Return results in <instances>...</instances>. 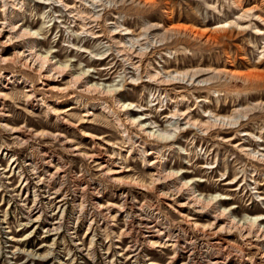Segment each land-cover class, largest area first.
<instances>
[{
	"label": "rangeland",
	"instance_id": "374dc122",
	"mask_svg": "<svg viewBox=\"0 0 264 264\" xmlns=\"http://www.w3.org/2000/svg\"><path fill=\"white\" fill-rule=\"evenodd\" d=\"M147 1L145 3V0H136L135 3L118 5L113 4L112 0H106L99 4L100 8L97 9L90 0H83L82 4L77 3L76 6L85 19H93L96 17L94 11H100L101 17L95 24V27L101 30L102 37L99 38L85 32L82 29V21H77L75 13L67 9L73 5V0H17L19 10L15 14V20L26 33H38V54H49L58 64L71 63L75 69L90 72L93 76L92 83L113 86L124 84L117 94L103 96L97 93L83 96L84 99H75L81 105L67 101L60 107H76V110L71 112V120L77 123L84 114L83 107L92 104L90 112L93 113L92 119L96 121L93 125L85 124L83 131L95 136H107V140L122 144L125 149H128L129 140L136 141L137 131L125 123L126 117L120 109L121 105H132V117L151 118L161 129L172 127L175 122L170 117L180 111L190 110L195 120H202L201 115L229 117L236 109L253 110L237 125L218 127L206 135L196 129H188L170 143L150 138L145 141L164 152L167 172L178 173L184 176L185 182L196 183V194L225 198L222 209H233L234 217L239 220L245 217H264V162L260 164L262 162L255 158L259 152H264V0ZM2 8L0 4V10ZM3 20L4 15L0 12V21ZM110 24L111 31L121 26L120 29L130 31L135 37L142 35L147 26L158 24L164 30H178L179 33L165 41L152 40L145 45L147 47L144 46L143 49H147L144 51L145 61L138 76L134 74V83L129 79L130 76L125 77L122 63L118 61L116 50L112 48L107 37ZM128 46L131 47L132 44ZM13 55L10 53L6 57L10 59ZM3 68L15 70L26 80L35 81V90H40L42 79L40 81L36 73L16 68L12 64ZM194 70H225L238 74L254 72L262 77L257 79L255 84L228 80L201 84L198 87L175 85L168 87L171 91L166 92L163 87L150 82L145 76L146 72L155 76L164 73L183 74ZM28 87L27 84L14 82L4 91L9 97V126L27 124L36 131L59 132L85 148L92 147V143L82 132L60 126L54 117L47 115L45 108L29 109L24 98ZM38 92L46 95L47 101H51L49 103L66 99L59 92ZM52 106L57 108L54 104ZM105 107L108 111L104 112L102 109ZM148 121L145 120L144 123ZM119 123L123 128H119ZM237 132H241V135H236ZM245 133L249 136L243 137ZM230 138L235 140L228 142ZM37 140L22 148L16 147L0 128V147L6 146L12 151L11 156L16 155L20 162H23L26 156L32 155L44 141ZM239 144L240 147H236ZM241 147L250 152L249 156L242 152ZM55 152L68 162V171L71 174L86 172L87 166L83 159L64 155L61 149ZM124 156L132 170L126 178L135 177L148 181L152 172L146 168L139 155L128 156L127 152H124ZM10 159L5 156L0 163L1 168H8ZM7 177L10 186L16 188L20 177L11 171ZM230 181L232 185H229ZM116 189L118 190L117 187H110L104 203L116 199ZM69 196H72L71 192ZM24 210L5 191L4 183L0 179V264H109L102 254V245L110 238L109 233L105 229H97L95 235L88 236L87 222L81 220L77 223L73 219L75 213L72 206L66 210L62 233L50 238H45L43 226L35 231L25 228ZM163 211L168 213L172 225L177 228L179 216L171 210L163 208ZM124 223V219L117 221V235L123 229ZM200 223L208 222L203 220ZM27 234H30L28 242H18ZM71 236H76L82 241L90 253L83 254L76 249ZM194 240L198 245L196 237ZM128 243L129 240L122 244V250H125ZM49 246H53L54 250L48 249ZM49 251L54 252L48 259L34 260L27 256L30 252L44 256ZM110 252L109 260H114V264H124V260L118 257L120 251L110 247ZM170 253L166 249L143 248V257H140L138 264H143L145 256L153 263L165 264ZM232 264L238 262L232 261Z\"/></svg>",
	"mask_w": 264,
	"mask_h": 264
},
{
	"label": "bare ground",
	"instance_id": "6f19581e",
	"mask_svg": "<svg viewBox=\"0 0 264 264\" xmlns=\"http://www.w3.org/2000/svg\"><path fill=\"white\" fill-rule=\"evenodd\" d=\"M105 1L90 0L96 9L100 8L99 4ZM140 1L143 2V0ZM82 2L83 0H73V5L68 6L67 9L75 13L77 21H82V29L85 32L92 34L95 38L102 37L101 30L95 27L98 18L101 17L100 11H94L96 17L93 19H90L91 17L85 19L76 6L77 3L82 4ZM112 2L122 5L128 2L135 3L136 0H112ZM0 4L3 6L0 12L4 15V20L0 21V68L12 64L16 68L30 70L39 76L40 81L42 79L38 91L46 93L55 91L66 97L64 102L59 100L49 103L51 101H47L46 95L35 90V81L26 80L15 70L9 71L4 68L0 70L2 71L0 73V128L16 147L22 148L37 139L44 140L32 155L23 159V162H20L16 155L11 156L12 151L6 146L0 147V163L5 156L11 158L8 164L10 170L0 166V179L9 196L25 209V228L35 231L43 226L45 238L56 237L62 233L67 208L72 206L75 213L73 219L77 223L81 220L87 222L88 236L95 235L97 229H105L109 233L110 238H107L102 245V254L105 260L108 259L109 264H114V260H109L110 247L120 251L117 254L119 259L124 260V264H138L143 248L169 250L171 255L165 264H232V261H237L238 264H264V217H245L239 220L234 217L233 209H222L225 198L196 194V183L185 182L183 175L167 172V164L163 159L164 152L145 141L150 138L170 143L188 129H196L206 135L218 127L237 125L248 112L253 110L236 109L229 117L214 114L201 115L202 120H195L190 110L180 111L170 117L175 122L172 127L161 129V126L152 122L151 118L132 117L134 110L132 105L130 107L121 105L120 109L126 117L125 123L130 124L137 131L136 141L129 140L126 150L122 144L107 140V136H95L83 131L82 127L85 124L93 125L96 121L92 119L93 113L90 112L92 104L83 107L84 114L77 123L71 120V112L76 110V107L66 109L60 107L67 101L70 104L81 105L75 99H81L83 96L97 93L103 96L117 94L124 84L113 86L92 83L93 76L90 72L75 69L71 63L58 64L53 60L54 58H50L49 54L46 56L38 54V33H26L15 20V14L19 10L17 0H0ZM120 28L121 26H118L115 31H111L112 24L108 25L109 36L107 37L112 48L116 50L114 51L118 61L122 63L125 77L130 76L129 79H132L134 83V74L138 76L145 61L144 51L147 49L144 50V46L152 40L165 41L179 33L178 30H164L158 24L147 26L142 35L135 37L130 31ZM129 44L132 46H128ZM10 53L14 55L9 59L6 56ZM145 76L150 82L163 87L166 92L171 91L167 89L168 87L175 85L198 87L201 84L221 83L228 80L255 84V81L262 77L254 72L238 74L225 70H194L183 74L164 73V75L155 76L146 72ZM14 82L29 86L24 94L29 109L45 108L47 115L54 117L60 126L75 128L82 132L83 136L92 143V147L85 148L59 132L36 131L27 124L9 126L7 123L9 97L4 91L8 90ZM60 84L62 86H57ZM52 104L57 108H54ZM102 110L105 112L107 109L105 107ZM145 120H149L148 123H144ZM118 125L119 128H123L120 127L121 123ZM163 130L165 132H162ZM236 135H241V132ZM232 138L228 139V142L235 140ZM60 149L64 155L83 159L87 166L86 172L71 174L68 171V162L55 152ZM169 150L172 151L171 148ZM241 150L249 156L250 152L248 153L244 147H241ZM124 152H127L128 156L139 155L146 168L152 172L148 181L135 177L126 178L132 170L128 166V159L124 156ZM255 156L256 160L263 164L264 152H259ZM252 159L254 160L253 157ZM9 171L20 177L16 188H12L8 182ZM230 182H228L229 185H232L233 183ZM110 187L118 188L116 199L113 202L104 203ZM70 192L72 196H69ZM262 200L264 201V197ZM163 208L179 216L177 228L172 225V220ZM120 219H124L125 223L117 235L115 228ZM203 220H207L208 223H200ZM68 230L71 229L68 228ZM73 234L74 232L71 233ZM29 236L30 234L25 235L18 242L25 244ZM195 237L198 245L196 240L193 241ZM71 239L81 253H90V250L86 249L76 236H71ZM127 240H129L128 246L122 250V244ZM47 248L54 250L53 246ZM53 252L49 251L44 256L30 252L27 256L34 260H43L50 258ZM143 264L156 263L145 256Z\"/></svg>",
	"mask_w": 264,
	"mask_h": 264
}]
</instances>
